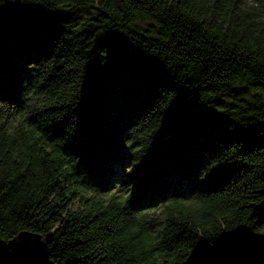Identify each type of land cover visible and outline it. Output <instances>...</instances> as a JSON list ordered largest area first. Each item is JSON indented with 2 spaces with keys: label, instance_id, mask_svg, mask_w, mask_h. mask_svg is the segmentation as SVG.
I'll return each mask as SVG.
<instances>
[{
  "label": "trees",
  "instance_id": "trees-1",
  "mask_svg": "<svg viewBox=\"0 0 264 264\" xmlns=\"http://www.w3.org/2000/svg\"><path fill=\"white\" fill-rule=\"evenodd\" d=\"M20 231L52 264H264V0H0V264Z\"/></svg>",
  "mask_w": 264,
  "mask_h": 264
},
{
  "label": "water",
  "instance_id": "water-1",
  "mask_svg": "<svg viewBox=\"0 0 264 264\" xmlns=\"http://www.w3.org/2000/svg\"><path fill=\"white\" fill-rule=\"evenodd\" d=\"M6 245L23 264H52L47 255L44 238L40 235L20 231Z\"/></svg>",
  "mask_w": 264,
  "mask_h": 264
},
{
  "label": "rangeland",
  "instance_id": "rangeland-1",
  "mask_svg": "<svg viewBox=\"0 0 264 264\" xmlns=\"http://www.w3.org/2000/svg\"><path fill=\"white\" fill-rule=\"evenodd\" d=\"M154 212L159 215L161 213V207L158 206Z\"/></svg>",
  "mask_w": 264,
  "mask_h": 264
}]
</instances>
